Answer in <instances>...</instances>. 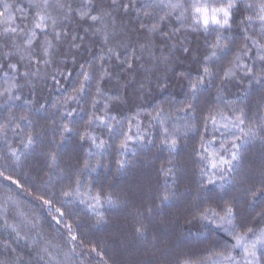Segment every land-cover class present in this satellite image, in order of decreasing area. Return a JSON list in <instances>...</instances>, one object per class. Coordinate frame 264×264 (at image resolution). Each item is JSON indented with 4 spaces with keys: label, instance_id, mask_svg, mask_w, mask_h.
<instances>
[{
    "label": "trees",
    "instance_id": "obj_1",
    "mask_svg": "<svg viewBox=\"0 0 264 264\" xmlns=\"http://www.w3.org/2000/svg\"><path fill=\"white\" fill-rule=\"evenodd\" d=\"M170 2L0 0V264H264V0Z\"/></svg>",
    "mask_w": 264,
    "mask_h": 264
},
{
    "label": "snow or ice",
    "instance_id": "obj_2",
    "mask_svg": "<svg viewBox=\"0 0 264 264\" xmlns=\"http://www.w3.org/2000/svg\"><path fill=\"white\" fill-rule=\"evenodd\" d=\"M89 2H91V0H89ZM113 5H115L117 3V0H112ZM34 7L37 8H41L42 9H47L50 6V0H42V5L40 3H36L33 5ZM58 7H63V5L57 4ZM125 8V10H127L128 5H124L123 6ZM167 7H169L170 9H172L173 11L177 10V9H182L184 7V5L182 3L179 2V0H177V2L175 3H169L167 5ZM236 7V2L235 0H193L192 4H191V10H192V19L193 22L197 25L202 26L205 30H207L209 28V26H216L218 28H224V27H228L229 26V21L230 18L232 16V11L233 9ZM249 7H251V5H249ZM5 8L7 9V5H5ZM260 9L261 12L264 13V3H261L260 5ZM90 9L86 10V11H81L79 13L80 18L84 19V18H88L93 22H97L101 19V17L99 15H92L90 14ZM171 14V13H169ZM4 13L0 12V16H3ZM181 15H183V13H181ZM35 22H34V30L35 29H39L41 32H45L46 29L48 28V20H52V24L53 26L55 25V20L52 19L47 12H43V11H37L35 13ZM23 19H27V17H22ZM163 19V17L161 18ZM177 19H181L180 16L177 17ZM249 20H251V17H248ZM258 19L261 22H264V14L260 15L258 17ZM156 26H153V30H155ZM33 30L32 35L35 36V31ZM9 31V29H5V33H7ZM10 31L12 33H15L17 31L16 28H12L10 29ZM97 32L100 31V29H96ZM56 38L59 39L60 37V33H56ZM105 42H107V36H105ZM27 45L29 47H31L34 43V40L32 38L27 39L26 41ZM220 43V38H217V43L215 45H213V47H217L219 46ZM52 47L51 43L48 42L47 46L44 47V55L48 56L49 55V48ZM213 55H215V53H213ZM261 60H264V56H260L259 57ZM45 63H48L49 61H44ZM129 67H132L131 63H129L128 65ZM9 67L15 69V65H10ZM249 72H251V69H249ZM203 73L205 76L210 75L209 69L207 66L204 67L203 69ZM84 79L88 80L90 79L89 75L87 73L84 74ZM203 81V77H201V80L198 81L197 83L192 84V89L193 91H195L197 89V87L199 86V83H201ZM83 90V85H81V88L79 89V91ZM17 99H19V97H17ZM70 99H72V97H70ZM26 119V118H25ZM237 120H239L240 124H243L244 121L243 119H241L240 117H237ZM213 122L214 119H213ZM225 127H227V125H225ZM65 131H71V129L65 128ZM250 132L252 131L251 129L249 130ZM165 132L167 133V129H165ZM128 139H131V137H128ZM31 142V140L29 141ZM165 143L169 144V147L174 149L176 146V139L172 138L169 142V140H165ZM103 142H101V146H102ZM126 146L125 144H122V147ZM233 147H239L238 145H233ZM238 154L237 152H233L231 154V159H224L223 157H220L218 161L212 163V167L216 168L218 165L221 169H223L224 166H228L229 168H231L232 166V162L235 160H238ZM65 195H69V193H65ZM97 201H99L100 197L99 195L96 197ZM165 200L168 199L167 196L164 197ZM107 202L111 203V198L108 197L107 198ZM45 203H49L48 201H45ZM211 211V209H207L206 212ZM232 214V209L229 207L227 209V215L231 216ZM61 216H63V212L60 213ZM212 215H216V213H212ZM202 217L207 219V215L206 214H202ZM223 219V217L221 218ZM59 222V221H57ZM137 231L139 232L140 229H137ZM249 231H251L249 229ZM71 239L75 240L76 237H72ZM241 238L237 237L238 243H237V247H239V240ZM257 243H264V234H261V236L257 237V240L255 243H253L251 245L250 248H245L244 252H245V257H252L253 259L256 258V244ZM229 259H231V257H229ZM248 264H252V261L249 260Z\"/></svg>",
    "mask_w": 264,
    "mask_h": 264
}]
</instances>
